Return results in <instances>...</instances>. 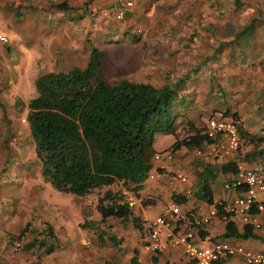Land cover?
Instances as JSON below:
<instances>
[{"label": "rangeland", "instance_id": "obj_1", "mask_svg": "<svg viewBox=\"0 0 264 264\" xmlns=\"http://www.w3.org/2000/svg\"><path fill=\"white\" fill-rule=\"evenodd\" d=\"M61 1L67 0H0V34L7 38L6 42L0 41V183H4L0 184V219H5L3 214L6 217L7 213L11 215V222L6 224L12 231L7 246L11 252L30 253L38 258L43 254L42 248L24 249L23 241L15 246L17 239L12 237L25 223H28L27 228L35 226L32 223L39 216L36 210L43 209L44 213L53 216L54 209L50 208V204L56 203V198L71 195L86 204V216L80 223L89 219L93 221V227H89L86 237L80 231L84 226L76 222L77 228L69 229L63 238L57 236V242H64L61 247H55L57 254L70 251L90 253L91 264H104L106 260L114 264H132L130 258L133 249H141L144 219L159 214L164 205L174 202L173 188L184 192L189 187L187 198L195 201L198 172L204 165L194 158L191 149L181 146L174 150L171 161L154 176L147 177L138 189L139 201L132 207V213L138 216L140 229L133 227L129 220L96 218L94 202L104 188L77 196L56 190L40 175V165L34 156L26 119V103L35 95L34 79L50 70L83 67L93 45L103 53L96 76L104 80H142L149 75L150 80L156 83L171 84L175 78L180 77L183 79L178 90L181 96L172 105L176 113L174 133H156L153 147L164 149L163 146L172 135L186 136L189 122L199 127L213 110L228 113L236 111L238 120L243 121V128L248 133L262 136L260 143L263 144L260 147H257V142V145L246 142L242 144V150L249 151V163L261 161L257 165H264V159L257 152V149L264 147V76H261L264 75V51L258 61V75L250 80L249 71L253 63L242 62L236 49L232 52L233 58H230L227 44L232 32L244 21L243 14L247 16L260 12L259 7L264 12V0H240L244 3L238 8H233L226 0H219L216 7L211 5L213 1L210 0H157L148 3L147 7L142 6V10L148 14L144 18L133 10L134 5L130 0L129 14L127 11L122 20H114L115 5L99 4L87 10V26H81L84 28L79 25L68 28V23H63L62 16L68 17L71 8L57 15L55 5ZM101 9H107L108 15L94 18L90 14V10H95L94 13L99 15ZM74 13L79 14L76 10ZM47 15L53 16L54 20L48 21L45 17ZM174 23L180 26L172 30L169 25ZM215 46L218 47V57L212 56L213 59L210 57ZM178 48H181L180 53H177ZM260 52L259 48L253 54ZM176 54L181 59V65L177 64V67L170 70L167 65L174 64ZM253 54L245 57L251 58ZM163 64L167 74L165 76L157 69ZM253 80L259 82L260 89L257 85L252 86ZM207 164L215 175L218 174L222 179L225 177L219 170L220 162L210 161ZM176 171L183 173L186 180L176 178ZM219 180L217 177L210 178L213 190L220 183ZM110 188L118 189L119 185L114 183ZM2 190L7 195L2 196ZM38 192L43 193L42 204L34 198ZM215 192L214 196H217ZM143 199L148 202H143ZM234 219L240 221L238 216H234ZM109 234L114 236V241L108 238ZM46 240L48 242L50 238L46 237ZM58 257L62 258L61 255ZM88 261L80 258L59 264H88ZM162 261L160 264H169L164 258Z\"/></svg>", "mask_w": 264, "mask_h": 264}, {"label": "trees", "instance_id": "obj_2", "mask_svg": "<svg viewBox=\"0 0 264 264\" xmlns=\"http://www.w3.org/2000/svg\"><path fill=\"white\" fill-rule=\"evenodd\" d=\"M210 1H213L211 5L214 7L219 3V0ZM226 1L233 8L242 7L244 3L240 0ZM123 3L121 1L115 6L120 8ZM55 6L61 10L68 8L64 1L56 3ZM259 10L260 12L256 11L247 16L243 14L244 21L227 39L230 58H233L232 52L236 49L240 60L248 62L245 56H251L259 48L261 52L253 55L259 60L263 57L264 12L260 7ZM127 11L128 8L124 10L120 20ZM250 47L251 51H248ZM217 50L218 47L213 49L210 58L218 57ZM102 55V51L93 45L83 67L50 70L34 79L35 95L26 103V119L33 141L34 156L39 161L41 177L53 188L77 196L104 188L94 202L100 219L113 217L122 221L129 220L133 227L140 229L139 218L132 213V207L127 205L122 190L134 192L139 196L136 191L148 177L153 153L156 151L152 147L154 134L174 133L176 113L173 112L172 105L176 98L181 96L178 90L183 84V79L175 78L171 84L128 78L107 81L96 76ZM214 111L221 112L236 122L241 136L238 160L248 165L246 153L249 151L244 152L242 144L249 142L257 145L256 142L262 141V136L248 133L243 128V121L238 120L236 111L212 112ZM202 125L203 121L199 127L189 122L190 128L186 136H175L165 148L174 151L181 146L191 149L192 146L201 144L205 138ZM257 152L258 156L264 159V147L257 149ZM196 160L204 165L198 172L196 198L208 204L218 203V200L212 199L210 188V178H214L215 173L207 167L208 161L199 158ZM232 164L221 162L219 170L224 174L228 173L234 168ZM256 166L264 168L262 164ZM114 183H118L119 188L112 190L110 186ZM172 196L177 203L187 200L186 195L182 193H174ZM142 201L148 202L147 199ZM92 223L93 221L88 219L80 223V226L85 227ZM27 224L25 223L12 238L20 239L28 230ZM249 229L245 227L243 235L248 236ZM43 230L44 235L24 242L23 248H42L43 253H48L57 247L58 242L52 227L46 223ZM227 234L229 232L224 231L222 236ZM45 236L49 237L50 241L47 242ZM108 238L114 241L113 235L109 234ZM132 252L131 263L138 264L137 249ZM104 264L114 263L106 260Z\"/></svg>", "mask_w": 264, "mask_h": 264}, {"label": "built area", "instance_id": "obj_3", "mask_svg": "<svg viewBox=\"0 0 264 264\" xmlns=\"http://www.w3.org/2000/svg\"><path fill=\"white\" fill-rule=\"evenodd\" d=\"M129 5L130 0H126L122 7L115 9L113 17H123L124 10ZM93 15L97 17L95 13ZM107 15V9L99 10V16ZM0 41L6 42L7 38L0 34ZM202 133L205 135L202 143L191 148L194 157L208 162L233 163V170L222 181V189L227 195L218 200V203L208 204L203 213L181 209L179 203L174 201L167 206L166 213L145 218L141 248L147 253L155 254L170 246H177L193 264H224L227 256L235 253L242 254L248 264H264V252L245 250L226 239L201 243L199 231L219 213L222 217L237 215L243 224H251L255 228L260 227L264 220V168L251 167L238 160L241 136L236 122L221 112L214 111L204 119ZM172 153L167 148L156 150L148 177L154 176L159 172L158 169L171 161ZM174 176L181 181L186 180V176L180 171H176ZM181 193L187 197L190 194L189 187ZM122 194L125 195L128 206L133 207L138 203L134 192L123 189ZM18 245L19 242H15V246Z\"/></svg>", "mask_w": 264, "mask_h": 264}, {"label": "crops", "instance_id": "obj_4", "mask_svg": "<svg viewBox=\"0 0 264 264\" xmlns=\"http://www.w3.org/2000/svg\"><path fill=\"white\" fill-rule=\"evenodd\" d=\"M87 1H88V3H87ZM121 1L122 0H67L64 2L65 3L68 2V3H66V6L68 8H66L65 10H61V9L56 8V10L58 11L57 15H61L62 13H64V11L69 10V8H71V12L69 13L68 17L65 15L62 16V20H64L63 23L65 24L67 22L68 28L70 26H72V28H75L77 25H79L80 28H84L81 26H83V25L87 26V24L85 22L86 12L93 5H95V8H96V6H98L99 4H101L102 6H104V5H115L116 3H119ZM154 1H157V0H132L133 5H134L133 10L135 12L141 14V17H143V16L146 17V16H148V14H146L145 11L142 10V6L145 5V7H147L148 3L150 4ZM71 6H73V7H71ZM92 8H94V7H92ZM140 8H141V11H140ZM75 10L78 11L79 14L74 13ZM94 12H95V10H90V14H94ZM73 14H76V15H73ZM45 17L50 22H52L54 20L53 16L47 15ZM97 17H100V16L97 15ZM100 21H103V19H100ZM169 26H172L171 28H172V30H174L176 27L180 26V24L174 23L173 25L170 24ZM52 28H54V26H52ZM88 28L90 29V27H88ZM181 48H178V50H177L178 52L177 51L176 52L180 53ZM148 49H149V47H148ZM248 51H249V49H248ZM88 54H89V51H88ZM258 60H259V58L254 57V56H252L251 58H246V61H250L253 63L252 67H250V71H249L250 72V76H249L250 80H252L253 78H255L258 75L257 74L258 73L257 66L259 65ZM173 62H174L173 65H170V66L167 65L168 68H170V70L177 67V64H178V66L181 65V59H180L178 54L174 55ZM154 67H156V65H154ZM157 69H158L159 73H161L162 75H164V76L167 75V74H165L166 70H165L164 64H163V66H161ZM179 70L182 71V69H179ZM261 76H264V75H261ZM142 80L154 82L153 80H150L149 75L146 76V78H144ZM251 82H252V86L257 85V86H259V89L261 88V85H259V82L257 80H253ZM173 139H174V137L172 135V138L167 140V142H166L167 144H165L163 146V148L167 147L173 141ZM260 144L262 145L263 143H259L257 145V147H260ZM152 147H153V145H152ZM153 149L158 150V149H155L154 147H153ZM246 154H248V153H246ZM247 160H248V158H247ZM247 160H246V162L248 163V166H251V167H258L255 164L262 163L261 161H255V163L253 164V163H249V160L248 161ZM224 175L228 176L229 173L228 174L225 173ZM3 177H4V174H3ZM216 177L220 179L219 180L220 183L218 184L219 188H218V186H216V188H215V190L217 191V196H214L215 190H213L212 185H211L212 182H210L212 199L215 201L220 200L222 197H225L227 195V193L222 189V183H221L222 177L220 178V176H218V174L215 175L214 178L216 179ZM0 184L3 185L4 183L2 182ZM171 190H174L175 194H177V195L179 193H181L176 188H173ZM136 192H138V190ZM1 195L5 196V195H7V193L4 190H2ZM34 196H35L34 198L37 199L41 204L43 203V197H42L43 193L38 192ZM56 199H57L56 203H51V201H50V203H51L50 208L54 209L53 216L49 215L48 212L44 213L43 209H41L40 211L36 210V211H38L39 216L37 217L38 219L35 220L34 223H32L35 226L32 228L28 227L29 229L24 232V234L20 237L19 240H17L18 242L23 241V243H24V242L29 241V239L31 240L34 237H40V236L44 235L43 228L46 225V223H48L52 227V230H53L54 234L56 235V238H57V236H59L60 238H63L62 236L66 232H69V229H72L75 227L77 228L76 222L80 223V220H82V218L86 216V213L84 212V211H86V209H85L86 204H83L80 201V199H77V197H72L71 195L70 196H64L63 198H56ZM186 199H187L186 202L179 203L181 209H184V210L185 209H192V210H196L197 213H199V212L203 213L206 209V206L208 205V203H206L205 201L200 200L198 198H196L195 201L194 200L189 201L188 198H186ZM138 201H139V198H138ZM185 203H187L188 205L185 206ZM167 206L168 205H164L162 212L166 213L168 211ZM3 208H5V206ZM36 209H37V206H36ZM50 212H51V210H50ZM97 214H98V212H97ZM97 214H96V218H100V215L98 214L99 215L98 216ZM2 216L5 219H0V264H24V263H26V264H59V263H63V262L69 263L72 260L80 259V258L82 260H89L87 263L91 264L90 261L92 259L91 258L92 254H90V253H82L81 254L78 252L70 251V252H65L62 254H57L56 248H55L48 253L40 254L39 257L36 258L37 255L30 254V253L11 252L9 246H7V242L10 241L9 235L12 231L10 232V230L7 227L8 225H6L8 221L11 222V215L7 213V217H6V214H3ZM234 216H237V215L222 217L219 213V215L217 217L212 218L210 223H208L204 227V229H201V233L199 231L201 243L202 244L208 243V242L216 240V239H226L230 243L236 241L234 244L242 246V248L245 250H252L253 252H257V251L264 252V220H262L260 227L255 228L251 224H243L241 222V220L239 222L235 221ZM260 218H262L261 215H260ZM12 224L14 225V223H12ZM89 227H93V225L90 224L89 226H85L83 229H80V231L83 232L86 237H87V230L89 229ZM245 227L250 228L249 229L250 234L248 236L243 235ZM224 231H228L229 234L222 236V233ZM45 237H47V236H45ZM256 240H260V241L258 243H255ZM63 243H64L63 241H58V246L61 247V244H63ZM69 243L70 242H68L66 244H69ZM73 243H78V242L73 241ZM66 251H68V250H66ZM137 251H138V256H137L138 264H158V263L160 264L163 262L162 261L163 258L165 260H168L169 264H193L182 253L180 247H177V246H170L166 250L159 252V253H155V254L147 253V252L143 251L142 248L139 249L138 247H137ZM59 255H61L62 258L58 257ZM156 256H158V257H156ZM60 259L64 260V261H61ZM228 261L230 262V264H248L245 262L243 255L240 253H235V254L227 256L224 264H228ZM78 264H81V263H78Z\"/></svg>", "mask_w": 264, "mask_h": 264}]
</instances>
